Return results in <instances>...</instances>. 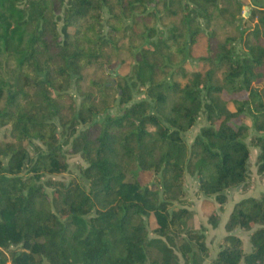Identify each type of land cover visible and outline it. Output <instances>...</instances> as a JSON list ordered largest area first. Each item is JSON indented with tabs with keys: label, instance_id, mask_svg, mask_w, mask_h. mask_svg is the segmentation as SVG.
I'll return each instance as SVG.
<instances>
[{
	"label": "trees",
	"instance_id": "16d2710c",
	"mask_svg": "<svg viewBox=\"0 0 264 264\" xmlns=\"http://www.w3.org/2000/svg\"><path fill=\"white\" fill-rule=\"evenodd\" d=\"M160 4L168 16L182 14V28L140 46L131 83L119 85L128 106L111 114L106 100L99 108L88 94L65 119L62 101L74 86L81 91L84 73L103 57L124 18ZM245 6L258 16L252 27L239 23ZM214 11L237 37L222 43L206 33ZM201 39L207 40L206 55L198 57L202 70L174 61ZM167 65H177L170 78ZM261 84L264 0H0V130L9 127L12 138L0 147V264H206V231L188 225L185 176H195L198 192L219 204L208 216L217 227L227 192L250 179V145L259 149L264 171ZM137 86L146 95L139 101ZM203 114L209 126L189 145L184 135ZM57 120L71 124L65 144L73 139L70 152L87 166L70 183H43L69 169ZM89 124L77 135L79 125ZM35 142L32 153L25 143ZM143 173L159 183L144 184ZM226 229L210 264H264V198L238 202ZM238 229L252 231L250 252Z\"/></svg>",
	"mask_w": 264,
	"mask_h": 264
},
{
	"label": "rangeland",
	"instance_id": "374dc122",
	"mask_svg": "<svg viewBox=\"0 0 264 264\" xmlns=\"http://www.w3.org/2000/svg\"><path fill=\"white\" fill-rule=\"evenodd\" d=\"M136 14L137 16L135 18H124V25L121 28V31L112 33L110 36L111 42L103 57L84 73L81 91H77L76 86H74L68 92V96L62 101V107L64 108L63 115L65 119L71 116L73 107H79L88 94L95 95V100L99 108L103 107V102L106 100V106H109L110 108L109 112L111 114H119L122 109L128 106L122 105V93L119 89V85L125 84V82L131 83V77L134 72L133 64L140 46L144 43L157 41L160 36L167 38L170 34V30H172L175 26L182 28V14H179L178 16H168L162 4L157 5V7L149 6L146 12H137ZM251 15V8H244V11L239 17V23L247 27L254 26L258 21V16L252 18ZM111 18V14L106 9L103 13L105 34H109L110 27L108 20ZM200 23L202 24V27L205 28L203 19H200ZM59 26L62 27V22H60ZM211 32H215L217 41L222 43L225 42L227 38L237 37L238 35L236 27L228 25L226 23L225 16H221L216 11L212 13L210 27L206 29L207 34L211 35ZM153 34L154 36L152 37L151 35ZM206 46L207 40L201 39L194 47L191 48L187 46L185 52L187 56L184 60H182L183 56L175 54L174 61L176 63L181 61L182 66L190 72L200 71L203 68V64L198 57L206 55ZM176 66L177 65L165 66L164 76L166 75L170 78L172 71L175 70ZM178 79L181 78L178 77ZM260 86H264V84H261ZM133 94L135 101L146 98V95H144L143 89L140 86L135 88L133 87ZM239 96L243 97V95ZM3 106L4 102L0 104V109L3 108ZM230 108L232 110L234 109L231 105ZM100 117H97L96 121H99ZM245 122L249 126H252L251 119H247ZM56 123L58 131L61 135V142L64 144L63 151L66 157V162L69 165V169L67 172L60 175L45 176L42 179V182L45 183L50 178H53L57 181L70 183L72 180L80 177V168L86 167L87 163L80 154H73L70 152L73 139H71L70 144H65L67 138L66 133L70 131L69 127L71 124L69 123V125L64 126L60 120H57ZM90 126L91 124L79 125L77 127V135L83 130L88 129ZM206 126H209V123L203 114L197 121L196 125L184 135L187 143L191 145L200 133L201 129ZM94 134H96V132H94ZM8 142H12V138L10 136V128L6 127L0 130V147H3ZM247 142L250 145L251 139L249 138ZM35 144L38 145L40 143H25L32 153L34 151ZM250 151V179L246 184L227 192L228 202L224 205V211L219 213V224L217 227H214L209 223L208 216L219 207V204H217L213 199H205L204 196L198 192L199 184L196 177L190 173H186L183 198L186 201L187 208L191 211V217L188 221V225L191 229H204L206 231V244L210 250L209 258L205 262L206 264H210V259L217 256L218 252L224 245L225 238L229 235L226 225L234 206L241 200L248 197L258 199L264 198V171L261 172L259 170V149L250 145ZM141 181L144 184L150 185L159 183L158 178L155 177L153 173H143L141 175ZM45 189L49 194L52 193V189L48 187ZM174 204L179 206L178 203ZM236 233L243 241L245 252H250L252 250V231L238 229L236 230ZM153 255H156V253Z\"/></svg>",
	"mask_w": 264,
	"mask_h": 264
},
{
	"label": "crops",
	"instance_id": "0c3cea01",
	"mask_svg": "<svg viewBox=\"0 0 264 264\" xmlns=\"http://www.w3.org/2000/svg\"><path fill=\"white\" fill-rule=\"evenodd\" d=\"M244 1H246V2H250V0H244ZM245 8H246V9H250L249 6H245ZM223 223H224V221H223Z\"/></svg>",
	"mask_w": 264,
	"mask_h": 264
},
{
	"label": "water",
	"instance_id": "95a60500",
	"mask_svg": "<svg viewBox=\"0 0 264 264\" xmlns=\"http://www.w3.org/2000/svg\"><path fill=\"white\" fill-rule=\"evenodd\" d=\"M118 102H119V100H118Z\"/></svg>",
	"mask_w": 264,
	"mask_h": 264
}]
</instances>
